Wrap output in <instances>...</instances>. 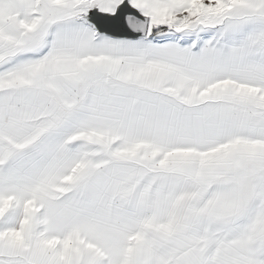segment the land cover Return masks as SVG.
<instances>
[{"label": "snow or ice", "instance_id": "obj_1", "mask_svg": "<svg viewBox=\"0 0 264 264\" xmlns=\"http://www.w3.org/2000/svg\"><path fill=\"white\" fill-rule=\"evenodd\" d=\"M0 264H264V0H0Z\"/></svg>", "mask_w": 264, "mask_h": 264}]
</instances>
